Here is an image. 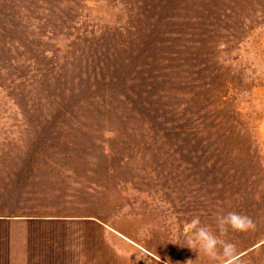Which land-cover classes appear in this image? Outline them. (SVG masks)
<instances>
[{
    "label": "rangeland",
    "instance_id": "374dc122",
    "mask_svg": "<svg viewBox=\"0 0 264 264\" xmlns=\"http://www.w3.org/2000/svg\"><path fill=\"white\" fill-rule=\"evenodd\" d=\"M263 202L264 0H0V224L65 209V264L110 227L187 264V221L250 216L241 252Z\"/></svg>",
    "mask_w": 264,
    "mask_h": 264
},
{
    "label": "crops",
    "instance_id": "0c3cea01",
    "mask_svg": "<svg viewBox=\"0 0 264 264\" xmlns=\"http://www.w3.org/2000/svg\"><path fill=\"white\" fill-rule=\"evenodd\" d=\"M64 172L65 170L59 172V174H64ZM39 180L42 185H45V180L41 178ZM50 182L52 184L56 183L53 177L50 179ZM62 212L63 214L60 215L53 211L45 214L43 209L41 215L31 217L14 216L13 218L10 216L11 219L8 217L2 219L4 223L0 224V230L3 228L4 232L0 233V247L3 248L4 243V247H6L4 254L7 264H41L39 260L44 257L46 258L47 253L51 256L50 264H65V219L73 220L80 218L65 217V209ZM31 222L42 224L44 231L43 233H39L37 238L26 229L27 225L25 224H30ZM101 224L108 230L105 223ZM108 231L109 236L103 234L101 240H99V242L104 243L106 254L103 260L101 258L103 255H96L95 264H98L99 260L101 264H153L149 262V258L152 257L161 264H177L178 262L177 256L180 250L175 247L174 249H164L155 254L122 230L110 227ZM105 237L110 240L108 246L105 244ZM255 240L259 242L248 246L246 250L244 249L240 252L241 259L239 264L251 254L256 256L254 258L256 264H264V229L260 232L258 239L255 238ZM33 242L41 244L34 245ZM114 244L116 247L119 245L120 248L112 246ZM45 245L49 248L46 249ZM35 252L37 255H35ZM184 252H186V259L188 257V260H191L192 264H214V260L206 257L197 249H189Z\"/></svg>",
    "mask_w": 264,
    "mask_h": 264
},
{
    "label": "clouds",
    "instance_id": "9594fccd",
    "mask_svg": "<svg viewBox=\"0 0 264 264\" xmlns=\"http://www.w3.org/2000/svg\"><path fill=\"white\" fill-rule=\"evenodd\" d=\"M255 227V222L250 216L229 211L216 214L215 230L211 225L202 223L199 216H194L184 224L183 231L186 234L187 248L197 249L214 261L220 258L222 264H239L241 254L237 245L224 237H227L230 231L246 233ZM187 264H192V261L188 260Z\"/></svg>",
    "mask_w": 264,
    "mask_h": 264
}]
</instances>
